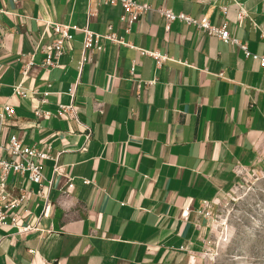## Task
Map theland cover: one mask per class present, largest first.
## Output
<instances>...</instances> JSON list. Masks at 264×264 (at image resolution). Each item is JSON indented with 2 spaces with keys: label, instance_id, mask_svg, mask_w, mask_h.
Masks as SVG:
<instances>
[{
  "label": "crops",
  "instance_id": "obj_1",
  "mask_svg": "<svg viewBox=\"0 0 264 264\" xmlns=\"http://www.w3.org/2000/svg\"><path fill=\"white\" fill-rule=\"evenodd\" d=\"M135 1L152 11L127 29L121 5L103 0H0V106L14 110L0 138L17 134L24 145L61 151L64 171L49 189L48 217L32 199L38 230L0 229V264H192L211 232L203 204L262 161L260 61L194 25L175 20L166 30L156 9L226 24L264 56V0ZM44 21L100 34L111 25L131 47L100 38L103 50L84 52L83 34L73 32L60 66L45 71L42 50L52 38ZM17 85L24 97L14 95ZM68 105L74 114L58 116ZM53 164L42 167L46 180Z\"/></svg>",
  "mask_w": 264,
  "mask_h": 264
},
{
  "label": "built area",
  "instance_id": "obj_2",
  "mask_svg": "<svg viewBox=\"0 0 264 264\" xmlns=\"http://www.w3.org/2000/svg\"><path fill=\"white\" fill-rule=\"evenodd\" d=\"M105 4L115 5L120 4L122 7L121 21L125 22L127 29L136 22L143 14L152 11L147 3H137L135 0H103ZM156 11L165 20V29H169L171 21L178 20L187 25H194L200 31L207 35H214L221 39L224 43L239 47L243 50L246 57L258 59L261 66L264 68V56H259L247 50L246 46L240 44L237 39L231 36L226 24L221 26L212 25L206 16L195 18L184 13L174 14L170 9L160 7ZM224 13L226 9H223ZM93 12L88 13L91 17ZM243 11L238 14V19H242ZM45 29L51 31V42L42 50L44 57L40 65L49 71L52 68L59 67L60 56L70 47L73 39V32H81L83 34L82 47L83 51L88 50H103L99 44L100 38L106 39L111 43L122 44L131 47L121 37L113 32L111 25L107 26V31L103 34L94 32L88 27H78L77 25H68L59 22L44 21ZM142 54H150L159 62L166 60L165 56H160L158 53H150L142 49H138ZM83 61L86 58H82ZM90 60V58H88ZM33 65L32 56L25 63L23 74ZM133 70V69H132ZM14 95L25 96V92L20 85L14 87ZM75 108L72 105L60 106L58 116H63L66 113L74 114ZM14 114L13 108L8 104L0 106V130L7 125L9 118ZM36 114L40 113L36 111ZM60 152L51 153L50 146L43 147L24 145L22 138L17 134H12L7 139L0 138V229L15 228L16 233L20 236L31 233L39 229L38 221L31 223L30 204L33 197L38 198L42 202L41 217H48L51 209V204L48 197L49 189L53 185V178L63 176V167L58 164ZM52 159V179L46 180L42 174V167L45 161ZM32 184L38 186L37 190L31 188ZM46 188V192L43 189ZM73 188L71 179H68L67 187L64 192L68 193ZM200 213L203 216L210 218L212 212L210 205L204 203ZM187 212L183 211L182 216Z\"/></svg>",
  "mask_w": 264,
  "mask_h": 264
},
{
  "label": "rangeland",
  "instance_id": "obj_3",
  "mask_svg": "<svg viewBox=\"0 0 264 264\" xmlns=\"http://www.w3.org/2000/svg\"><path fill=\"white\" fill-rule=\"evenodd\" d=\"M210 234L192 264H264V157L210 205Z\"/></svg>",
  "mask_w": 264,
  "mask_h": 264
}]
</instances>
